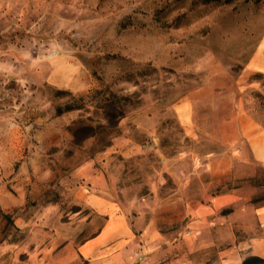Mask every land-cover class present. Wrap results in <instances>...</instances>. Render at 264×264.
<instances>
[{"label": "rangeland", "instance_id": "374dc122", "mask_svg": "<svg viewBox=\"0 0 264 264\" xmlns=\"http://www.w3.org/2000/svg\"><path fill=\"white\" fill-rule=\"evenodd\" d=\"M245 118L264 0H0V264H264Z\"/></svg>", "mask_w": 264, "mask_h": 264}, {"label": "crops", "instance_id": "0c3cea01", "mask_svg": "<svg viewBox=\"0 0 264 264\" xmlns=\"http://www.w3.org/2000/svg\"><path fill=\"white\" fill-rule=\"evenodd\" d=\"M245 120L247 121V125L249 124V126H246L248 129L245 135L249 140L251 155L256 162L264 164V127L252 118H245ZM66 147L70 148L71 146ZM70 154L67 157H63L67 163L72 161L73 154ZM92 179V183L95 182V178L92 177ZM82 199V202H85L96 212L97 217L101 216V218H104L96 235L81 245L83 252H89L93 247H97L98 249L106 248L109 244V236L111 233L123 235L128 232L124 217L114 212L108 199L93 193H86ZM4 204L12 205V202L9 198H6ZM258 212L262 227L264 228V206L258 209Z\"/></svg>", "mask_w": 264, "mask_h": 264}, {"label": "trees", "instance_id": "16d2710c", "mask_svg": "<svg viewBox=\"0 0 264 264\" xmlns=\"http://www.w3.org/2000/svg\"><path fill=\"white\" fill-rule=\"evenodd\" d=\"M263 260V258L256 256V255H249L246 258L243 259V261L240 264H252L256 260Z\"/></svg>", "mask_w": 264, "mask_h": 264}, {"label": "bare ground", "instance_id": "6f19581e", "mask_svg": "<svg viewBox=\"0 0 264 264\" xmlns=\"http://www.w3.org/2000/svg\"><path fill=\"white\" fill-rule=\"evenodd\" d=\"M85 253H87V252H85Z\"/></svg>", "mask_w": 264, "mask_h": 264}]
</instances>
